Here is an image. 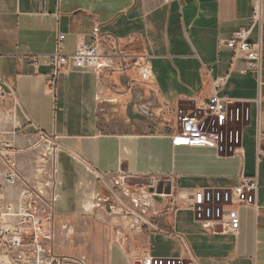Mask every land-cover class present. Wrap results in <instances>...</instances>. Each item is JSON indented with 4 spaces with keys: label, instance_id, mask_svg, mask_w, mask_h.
Masks as SVG:
<instances>
[{
    "label": "crops",
    "instance_id": "1",
    "mask_svg": "<svg viewBox=\"0 0 264 264\" xmlns=\"http://www.w3.org/2000/svg\"><path fill=\"white\" fill-rule=\"evenodd\" d=\"M251 12V0H0V78L15 91L4 105L24 126L18 165L42 190L34 207L45 230L40 240L70 259L64 264H138L143 256L264 264V0L250 37L260 42L259 74H242L244 57L219 45L248 26ZM59 35L66 55L82 41L94 43L98 71L64 72L50 87ZM214 93L249 108L248 121L235 126L236 152L174 146L177 112ZM128 108L145 120H129ZM40 133L56 146L54 175L49 166L42 178ZM241 176L256 177L258 209L230 207L236 233L203 229L185 195L235 187ZM145 190L151 195L143 199ZM110 203L135 211L143 228H126Z\"/></svg>",
    "mask_w": 264,
    "mask_h": 264
},
{
    "label": "built area",
    "instance_id": "2",
    "mask_svg": "<svg viewBox=\"0 0 264 264\" xmlns=\"http://www.w3.org/2000/svg\"><path fill=\"white\" fill-rule=\"evenodd\" d=\"M251 1L252 12L248 26L240 28L229 39L219 42V45L228 48L234 55L244 57L247 69L242 74L257 76L261 47L260 42H251L250 37L262 23V0ZM97 33L98 28L95 27L92 32L94 38ZM63 39V35L58 36L57 50L49 57L50 87L55 85L61 73H95L100 68V55L94 43L82 41L72 54L66 55L60 52ZM148 72L143 66L144 78L148 76ZM224 81L225 78L217 79L214 89L217 90ZM14 98V89L0 78V264H64L70 259L54 256L40 240L45 230L34 207L35 201L43 194L42 190L35 188L24 176L18 165L19 148L16 140L24 132V126L17 120L14 109L4 105L6 100L14 102ZM248 119V107L214 93L204 105L195 106L192 111L177 112L175 130L171 135L172 143L174 146L213 144L222 154L229 155L236 152L240 145V131L235 126H241ZM39 137L48 147L39 153L37 174L42 178L49 166L54 175L56 146L42 133ZM119 181L127 183V177L120 176ZM41 184L42 181L40 186ZM257 187L256 177L241 176L235 187L199 188L187 193L185 197L196 222L203 229L213 232L216 227H220L222 232L233 234L238 231L239 221L237 212L231 206L246 205L258 209L255 203ZM149 195L151 194L147 190L141 192L143 199ZM108 208L112 214L125 218V227L128 229L137 231L145 225L144 220L133 210L114 203H110ZM137 261L138 264H196L192 260L177 257L143 256ZM79 264L84 262L79 261Z\"/></svg>",
    "mask_w": 264,
    "mask_h": 264
},
{
    "label": "water",
    "instance_id": "3",
    "mask_svg": "<svg viewBox=\"0 0 264 264\" xmlns=\"http://www.w3.org/2000/svg\"><path fill=\"white\" fill-rule=\"evenodd\" d=\"M126 115L129 118V120H131V121H133V120L143 121L146 118L144 115L134 113L131 108H128V110L126 111ZM149 191L153 192L152 189H150ZM155 199L158 200L159 198L157 196H155Z\"/></svg>",
    "mask_w": 264,
    "mask_h": 264
},
{
    "label": "rangeland",
    "instance_id": "4",
    "mask_svg": "<svg viewBox=\"0 0 264 264\" xmlns=\"http://www.w3.org/2000/svg\"><path fill=\"white\" fill-rule=\"evenodd\" d=\"M44 148H46V147H43V149ZM38 158H39V160H40V156H39V154H38ZM52 252V251H51ZM52 254L54 255V256H56L53 252H52ZM58 257H62V256H58Z\"/></svg>",
    "mask_w": 264,
    "mask_h": 264
}]
</instances>
